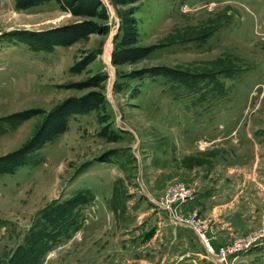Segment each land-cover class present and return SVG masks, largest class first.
Listing matches in <instances>:
<instances>
[{
    "label": "rangeland",
    "instance_id": "rangeland-1",
    "mask_svg": "<svg viewBox=\"0 0 264 264\" xmlns=\"http://www.w3.org/2000/svg\"><path fill=\"white\" fill-rule=\"evenodd\" d=\"M180 256L264 264V0H0V264Z\"/></svg>",
    "mask_w": 264,
    "mask_h": 264
},
{
    "label": "built area",
    "instance_id": "built-area-1",
    "mask_svg": "<svg viewBox=\"0 0 264 264\" xmlns=\"http://www.w3.org/2000/svg\"><path fill=\"white\" fill-rule=\"evenodd\" d=\"M181 220V223L182 222H184L182 219H180ZM179 221V220H178ZM180 222V221H179ZM188 225V224H187ZM188 226H190V227H192V225L191 224H189ZM203 243H204V249L206 250V252L208 253V254H212V255H215L216 257H218L220 260L221 259H223V258H225L226 257V255L228 254V253H231V252H233L234 250H235V248H229V249H227V248H220V250H215L212 246H211V244L208 242V241H206V239L204 238L203 239ZM249 244V242L248 243H245L244 244V246H247Z\"/></svg>",
    "mask_w": 264,
    "mask_h": 264
},
{
    "label": "crops",
    "instance_id": "crops-1",
    "mask_svg": "<svg viewBox=\"0 0 264 264\" xmlns=\"http://www.w3.org/2000/svg\"><path fill=\"white\" fill-rule=\"evenodd\" d=\"M173 235H174V233H173ZM174 252V251H173ZM172 252V253H173ZM182 262V257L180 256L179 258H177V257H175V262H174V264H183V263H181Z\"/></svg>",
    "mask_w": 264,
    "mask_h": 264
}]
</instances>
